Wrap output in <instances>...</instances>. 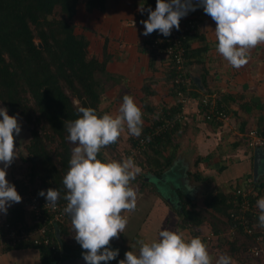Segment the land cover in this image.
Wrapping results in <instances>:
<instances>
[{
	"label": "trees",
	"instance_id": "1",
	"mask_svg": "<svg viewBox=\"0 0 264 264\" xmlns=\"http://www.w3.org/2000/svg\"><path fill=\"white\" fill-rule=\"evenodd\" d=\"M149 1L155 10L156 0ZM81 8L88 13L103 12L106 0H0V103L7 108L10 116H17L30 132L25 152H18L20 161L26 164L29 182L18 179L13 180L12 184L21 196L25 198L27 193H31L41 204L46 201L45 197L38 195L41 190L58 189L61 194L57 203L59 207L67 202L63 199L67 190L62 180L69 170L72 154L64 126L68 121L79 118V107H90L98 116L105 114L101 101L110 79L105 72V59L99 61L90 56L87 39L75 32L73 21ZM188 14L194 13L190 11ZM196 31L187 34L185 59L188 40ZM143 91L147 93V85ZM171 93L174 97L173 88ZM192 96L196 97L193 93ZM202 96L197 98L201 116L208 123L222 126L215 119L202 115ZM143 107L145 112H152L144 101ZM178 110L174 104L169 109L156 112L150 125L142 128L140 137L127 139L129 145L124 150V158L140 138L149 139L145 149L134 159L141 171H146L139 172L136 179L131 181V186H136L137 198L139 194H152L163 199L176 218L173 231H186L194 238L199 237L203 225L207 226L208 232L201 239L205 244L210 242L209 252L220 250L229 253V257L240 264L245 263L246 259L264 260L250 253V249L260 247L258 242L264 248V227L259 225L260 210L257 207L263 184L255 181L253 186L249 182L246 187L236 186L226 193L208 191L203 195L201 204L179 188L175 190L176 203L173 204V197L164 199L152 187L151 178L164 179L165 170L172 164V153L177 147L173 134L184 122L154 137H151V130L160 123L161 117ZM109 147L115 148L116 143ZM101 152L97 158L107 162ZM195 179L199 180L200 177ZM251 186L255 193L249 191ZM238 190H242V193L238 194ZM242 200L248 202V210L239 209ZM24 201V204L15 203L8 208L4 221L0 223V230H4V224H8L9 229L20 228L19 231L25 232L27 238L19 242L0 241V255L12 250H31L37 254L38 264H58L63 256L71 258L80 253L82 247L77 242L70 245L64 240L73 229L69 215L66 214L62 222L51 224L55 212L43 207L35 219L25 210L26 198ZM168 228L165 224L160 230ZM135 239L144 240V236L136 233ZM107 264L119 263L114 259Z\"/></svg>",
	"mask_w": 264,
	"mask_h": 264
},
{
	"label": "crops",
	"instance_id": "2",
	"mask_svg": "<svg viewBox=\"0 0 264 264\" xmlns=\"http://www.w3.org/2000/svg\"><path fill=\"white\" fill-rule=\"evenodd\" d=\"M149 7L152 9L149 0H106L103 12L83 13L79 10L76 16L81 14L83 22L77 26L78 32L75 28L76 33L87 39L88 50L93 56L99 61L105 59V72L110 79L101 108L107 114L116 115L123 96L131 95L142 110L143 129L150 125L156 112L174 106L172 74L166 62L148 55L140 47V43L154 33L143 35L144 25L141 21L147 20L149 14L140 9ZM193 13L199 27L188 40L186 70L196 97L190 98L185 109V121L173 134L177 147L172 153L171 166L163 174V178L168 174L174 178L169 183L168 192L175 194V178L185 184L192 199L203 198L208 191L226 193L236 186L246 187L249 182L253 185L258 181L263 184V192L259 194L262 198L264 167L259 172L258 166L264 164V149L246 148L239 136L249 129L264 128V44L250 51L245 66L233 68L216 50L215 21L204 12L203 7H197ZM145 85L147 93L143 91ZM212 93L219 95L217 102L229 115L225 125L206 122L198 110L197 98ZM143 101L152 112L144 111ZM125 134L129 135L127 131ZM255 153L261 158L254 169ZM198 177L200 179L196 180ZM159 182L165 181L161 179ZM253 186L249 187V191L255 193ZM138 196V200L143 199L147 211L139 230L133 235V245L137 242L136 233L143 235L145 242H151L149 239L153 241L157 237L162 225L170 222L174 227L176 222L163 199L152 194ZM1 215L3 220L5 214ZM153 223L160 224V227L151 233L149 228H153ZM121 252L125 253L124 250ZM0 264H38V257L31 250H12L0 255Z\"/></svg>",
	"mask_w": 264,
	"mask_h": 264
},
{
	"label": "clouds",
	"instance_id": "3",
	"mask_svg": "<svg viewBox=\"0 0 264 264\" xmlns=\"http://www.w3.org/2000/svg\"><path fill=\"white\" fill-rule=\"evenodd\" d=\"M197 7L216 23L217 52L233 68L240 69L249 60L250 51L264 44V0H156L155 10L148 12L143 35L158 31L165 37L173 28L180 29L181 18ZM81 114L64 126L66 139L73 145L69 170L62 184L67 190L65 214L71 218L74 239L85 250L86 264H101L114 260L119 249L112 250L110 242L126 229L128 218L122 213L133 212L137 207V191L131 186L140 168L129 156L122 161L102 162L97 158L102 149L118 142L125 131L140 137L143 113L131 95L125 94L118 114L98 116L90 107H79ZM0 213L22 201L15 186L6 179V169L18 157L14 133L19 136L21 125L17 116H10L0 107ZM48 206L55 208L61 198L58 189L41 190ZM260 210L259 225L264 227V197L257 201ZM138 251H128L119 264H212L207 245L199 237L186 239L183 233L164 229L152 242L138 240ZM136 245L132 247L135 248ZM216 264H233L232 258L221 255Z\"/></svg>",
	"mask_w": 264,
	"mask_h": 264
},
{
	"label": "built area",
	"instance_id": "4",
	"mask_svg": "<svg viewBox=\"0 0 264 264\" xmlns=\"http://www.w3.org/2000/svg\"><path fill=\"white\" fill-rule=\"evenodd\" d=\"M133 25V22L130 23ZM199 27V22L192 15L181 18L180 29L177 31L173 28L171 35L168 37L163 36L158 31H155L152 37L142 41L140 43L141 49L148 55H154L158 58L165 60L169 71L172 73L171 88L174 90V104L178 106L179 110L174 114H169L166 117H161L160 123L155 125V128L151 130V137L158 136L166 131H170L175 128L179 123L184 122L185 108L191 98L193 86L191 80L187 76L186 59H185V44L187 43V34L194 32ZM217 93L205 94L200 98V106L202 109V115L206 118L215 119L222 125L227 124L229 121L228 113L217 102ZM240 140L242 144L248 149H264V129H249L246 132L240 134ZM148 138H140L137 143L129 148L126 158L131 156L136 159L137 156L145 149L148 144ZM238 194L242 193V190L237 191ZM244 197V194H242ZM26 203L25 210L32 214L36 219L40 215V210L43 207L50 212H55L50 222H62L64 216V208L67 202L59 207L58 204L55 208L46 205L47 201L43 204L40 203L38 198L27 193L25 195ZM240 210H248L249 205L246 200H242L239 207ZM14 228L9 229L8 224H4V230H0V241L10 240L9 242H19L25 240L27 234L23 231H19ZM40 232L42 230H39ZM260 247L258 249H250V253L253 257L264 258V248L262 243L258 242Z\"/></svg>",
	"mask_w": 264,
	"mask_h": 264
},
{
	"label": "rangeland",
	"instance_id": "5",
	"mask_svg": "<svg viewBox=\"0 0 264 264\" xmlns=\"http://www.w3.org/2000/svg\"><path fill=\"white\" fill-rule=\"evenodd\" d=\"M81 10V12L85 13L84 10L81 8L79 9ZM82 15L79 14L78 16L75 17L73 23L75 24V28H76V31L78 32V29H77V26L79 24H82L83 22V17H81ZM88 53L90 56H93V53H91V51L88 50ZM103 105V104H102ZM0 107H3L0 103ZM0 119H2V117H0ZM18 122L20 123L21 125V132L19 134V136H16V134L14 133V143H15V147L17 148L16 151H17V154L19 151L21 152H25V145L27 144L29 138H30V132H29V129L24 127L23 125V122L21 120L18 119ZM128 138H135L134 136H131L130 134L126 136L125 132L121 134L120 136V140L116 143V147L115 148H110L109 146L102 149L101 153L103 156H106L105 158L107 159V161H112V160H115L117 161L116 159L122 161L124 158V150L128 147V141L127 139ZM71 147L73 148L75 145H73L71 142ZM120 156V158H118ZM123 156V159H121ZM145 159H143L144 161ZM4 165L2 163H0V168H3ZM261 167H264V164L263 166H258V171L259 172H262V170L260 171ZM6 172H7V175H6V179L9 181L10 184H12V181L13 180H18V179H23V182L24 181H27L28 182V176H26V172H27V168H26V164L25 163H22L19 159V157L15 158L13 163L6 169ZM140 172L142 173H145V169H140ZM167 176V177H166ZM164 177V181L165 182H159V180H156V178H151V182H152V187L155 188L156 192H159L161 194V196L166 197L167 196V199L171 197H173V204L176 203V195L173 194L172 192H168V188H169V183L172 182V180L174 178H172L171 174H168ZM18 178V179H17ZM26 179V180H25ZM38 180L36 179V182ZM175 187L178 189L181 187V190L186 194V195H190L189 191H187L185 189V184H182L180 179L178 178H175ZM136 186H133V188L137 191V189L135 188ZM214 188H216L214 186ZM147 196V195H146ZM22 197V201L20 202V204H24V196H21ZM197 204H201L202 202V197H197L195 199H193ZM137 207L135 209V211L133 212H125V213H122V215H125L127 216L128 218V223H127V226H126V229L124 230L123 233L119 234L118 238H114L111 242L113 243L111 245L110 243V247L112 250H115V249H119V255L115 258L118 263L120 260L124 259L125 258V253L128 252V251H131L133 249V251H138V248L139 246L136 245L135 248H133V243H132V239H133V235L134 233L139 230L140 228V223H141V220L142 218L144 217L146 211H147V207L144 206V203H143V199H139L137 198ZM15 204V203H14ZM172 204V203H170ZM148 206V205H147ZM2 217L3 215L0 216V220H2ZM4 221V219L2 221H0V223H2ZM169 228H171L170 230L173 231V226L172 224H167ZM172 226V227H171ZM153 228H149V230H151V233L155 232L157 229H159L160 227V224H156V223H153L152 225ZM147 228V226H145V229ZM168 228V229H169ZM208 232L207 230V226H202L200 228V235H199V238H202L205 236V234ZM74 235H75V232L73 229H71L68 234L65 236L64 240L70 244V245H74L76 243V240L74 239ZM151 235V234H150ZM185 236L186 239H191L190 235L187 234V233H184L183 234ZM158 239V236L153 238V241L154 240H157ZM151 242H152V239H149ZM137 241V240H135ZM207 245V248L209 249L210 247V242ZM128 247V248H127ZM132 248V249H131ZM213 249V248H212ZM122 250L125 251V253L121 252ZM85 250L81 249L80 253H78V255H75L74 257H71V259L73 258H79L80 255L84 252ZM211 252V251H210ZM209 252V253H210ZM211 257H212V264H216V260L221 256V255H227L229 256V253H226V252H220L219 251H213L210 253ZM250 261V262H249ZM254 262V264H264V260H255V259H246L245 263L244 264H251V262ZM233 264H237L238 262L236 261H233ZM242 264V263H241Z\"/></svg>",
	"mask_w": 264,
	"mask_h": 264
},
{
	"label": "water",
	"instance_id": "6",
	"mask_svg": "<svg viewBox=\"0 0 264 264\" xmlns=\"http://www.w3.org/2000/svg\"><path fill=\"white\" fill-rule=\"evenodd\" d=\"M38 47H40L39 43H38ZM258 153H261V152H258ZM258 153H255L254 169L258 166L259 159L261 158L259 157ZM58 264H86V261L83 259V256L81 254L79 258H73V259L63 256L61 260L58 262Z\"/></svg>",
	"mask_w": 264,
	"mask_h": 264
},
{
	"label": "bare ground",
	"instance_id": "7",
	"mask_svg": "<svg viewBox=\"0 0 264 264\" xmlns=\"http://www.w3.org/2000/svg\"><path fill=\"white\" fill-rule=\"evenodd\" d=\"M18 179V178H17ZM26 180V179H25ZM28 182H29V180H28ZM22 195V194H21ZM13 205V204H12Z\"/></svg>",
	"mask_w": 264,
	"mask_h": 264
}]
</instances>
